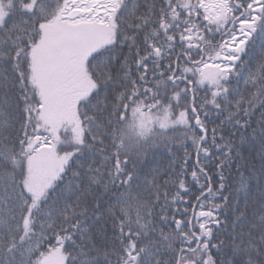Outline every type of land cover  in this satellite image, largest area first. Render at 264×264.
<instances>
[{"label": "snow or ice", "instance_id": "6c2138e0", "mask_svg": "<svg viewBox=\"0 0 264 264\" xmlns=\"http://www.w3.org/2000/svg\"><path fill=\"white\" fill-rule=\"evenodd\" d=\"M0 264H264V0H0Z\"/></svg>", "mask_w": 264, "mask_h": 264}]
</instances>
